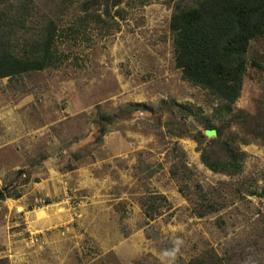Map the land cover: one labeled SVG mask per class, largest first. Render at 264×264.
<instances>
[{
    "label": "rangeland",
    "instance_id": "rangeland-1",
    "mask_svg": "<svg viewBox=\"0 0 264 264\" xmlns=\"http://www.w3.org/2000/svg\"><path fill=\"white\" fill-rule=\"evenodd\" d=\"M29 1L34 16L57 22L66 59L0 79V179L22 191L0 201L1 258L187 264L209 250L225 264H264V71L249 66L231 111L210 120L207 93L175 67L169 21L177 0H109L107 8L102 1L89 9L101 19L89 17L79 32L71 28L86 15L83 0ZM249 59L264 65V37L250 43ZM104 115L111 123L98 140ZM198 131L206 135L201 145L189 136ZM235 133L246 153L242 171L213 172L201 161L203 148L222 159V140ZM152 192L168 203L148 220L141 199ZM200 194L215 208L202 217L189 199ZM49 209L65 217L32 231L31 221L51 217Z\"/></svg>",
    "mask_w": 264,
    "mask_h": 264
},
{
    "label": "trees",
    "instance_id": "trees-1",
    "mask_svg": "<svg viewBox=\"0 0 264 264\" xmlns=\"http://www.w3.org/2000/svg\"><path fill=\"white\" fill-rule=\"evenodd\" d=\"M74 1V0H68ZM104 1L83 0L78 28L88 23L89 17L99 19L94 10H89ZM29 0H0V79H11L25 73L43 71L60 67L65 61L57 47L59 28L50 16H34ZM117 3L113 1L112 4ZM169 30L173 37L174 63L181 71L182 78L192 86L207 93L211 101L210 120L224 117L231 111L239 99L242 84L249 66L264 71V65L249 59V46L253 40L264 37V0H177L169 21ZM194 115L200 114L199 108L188 105ZM98 140L108 131L111 117L100 118ZM218 137L223 129L214 124ZM189 134H179L180 137ZM200 145L206 135L201 131L190 134ZM238 133L222 140L224 158H211L208 148L201 154L202 163L213 172L228 176L239 174L243 168L246 153L240 149ZM242 143H248L242 140ZM179 149V148H177ZM75 158L79 154H72ZM185 167V166H184ZM20 171V170H18ZM170 175L179 180L178 172L170 169ZM25 181L28 178L24 179ZM28 182V181H27ZM26 183V182H25ZM8 181L0 187V201L22 196L19 188ZM180 192L187 197L184 187ZM199 188V186L197 185ZM259 196L264 199V175ZM190 199L193 212L202 217L215 210L205 194ZM168 200L164 194L148 193L141 199L142 212L146 219L152 220L166 206ZM6 258H0V264H7ZM187 264H225L223 258L212 251H205L188 260Z\"/></svg>",
    "mask_w": 264,
    "mask_h": 264
},
{
    "label": "crops",
    "instance_id": "crops-1",
    "mask_svg": "<svg viewBox=\"0 0 264 264\" xmlns=\"http://www.w3.org/2000/svg\"><path fill=\"white\" fill-rule=\"evenodd\" d=\"M2 186V181H1V179H0V187ZM53 187H54V185H53ZM53 193H55L56 191H55V189H53V191H52ZM50 193H49V191H48V193H46V195H49ZM19 199V198H18ZM47 206V205H46ZM14 207H15V209H16V211L17 212H21V211H24V209H25V204L24 203H22V204H16V205H14ZM54 210L56 209V208H53ZM86 209V208H85ZM84 209V210H85ZM57 210V209H56ZM32 211V210H31ZM85 214V213H84ZM48 215H51V217L49 216V217H46L44 220H42V219H34L33 221H31V222H33V224H32V226H30V229H32V231H36V230H38L37 229V227H42V226H44V227H46L45 229H48L49 227L47 226V225H49V224H52V223H55V221L57 220V219H59V218H63V217H65V214H63V213H61L60 215H59V213L58 214H56V216H55V212L52 210V209H49V213H48ZM85 215H87V213L85 214ZM2 256H0V258H1Z\"/></svg>",
    "mask_w": 264,
    "mask_h": 264
},
{
    "label": "water",
    "instance_id": "water-1",
    "mask_svg": "<svg viewBox=\"0 0 264 264\" xmlns=\"http://www.w3.org/2000/svg\"><path fill=\"white\" fill-rule=\"evenodd\" d=\"M206 134H208V135H212V134H214V131H207Z\"/></svg>",
    "mask_w": 264,
    "mask_h": 264
}]
</instances>
